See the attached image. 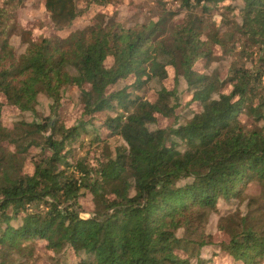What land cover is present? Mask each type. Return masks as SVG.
Wrapping results in <instances>:
<instances>
[{
    "label": "trees",
    "instance_id": "obj_1",
    "mask_svg": "<svg viewBox=\"0 0 264 264\" xmlns=\"http://www.w3.org/2000/svg\"><path fill=\"white\" fill-rule=\"evenodd\" d=\"M175 1L187 13L181 23L170 20L178 13L133 28L114 18L74 33L108 2L44 0L56 33L37 40L6 21L10 3L0 2L1 264H35L41 242L57 264L71 256L75 264H219L203 255L215 248L236 264H264V209L245 195L251 183L264 191V0ZM213 9L235 14L237 34L259 52L255 67H232L229 93L207 68L216 48L228 52L227 37L211 30L218 19H204ZM68 89L82 107L71 127L62 115ZM41 96L46 115L3 125L6 106L35 115ZM194 103L201 111L186 113ZM159 116L174 122L159 128ZM87 142L98 154H76ZM234 201L247 214L221 217L229 242L216 245L207 225L221 202Z\"/></svg>",
    "mask_w": 264,
    "mask_h": 264
},
{
    "label": "rangeland",
    "instance_id": "obj_2",
    "mask_svg": "<svg viewBox=\"0 0 264 264\" xmlns=\"http://www.w3.org/2000/svg\"><path fill=\"white\" fill-rule=\"evenodd\" d=\"M109 4V7L106 10L99 12L96 17L92 20L83 21L77 27H74V33L81 31L87 28H90L95 25L96 20H104L108 22L114 18L119 20L125 27L133 28L141 24H145L148 21L157 22L159 19L171 13H178L174 18L170 19L172 23H181L186 16V11L179 10V4L175 0H106ZM1 3H10L9 15L6 17V21L9 23L15 24L19 29L25 30L32 39L37 40L42 36H50L56 33L55 28L53 27L48 15L44 10V0H0ZM207 23L215 27L211 28L213 31L216 29V32L222 37H227L225 43H227L226 49L228 52L222 51L221 48L215 49L214 60L212 63L207 65L209 74L212 77V80L222 87L223 92L229 93L231 91V86L229 85V78L231 77V69L234 65L246 66V67H255L258 61L259 52L256 49H253L248 46L246 41L242 39L237 34V23H239L238 17L235 14L226 13L222 10L213 9L211 12L204 17ZM218 19V21L216 20ZM216 20V21H215ZM215 21L211 24V22ZM28 34H25L28 37ZM229 36V37H228ZM233 36V40L232 37ZM12 44L17 49L19 53H22L25 50V46L18 37L14 36L12 38ZM225 49V50H226ZM113 63L112 58H109L106 62L107 67H110ZM205 65L201 63L200 66ZM130 85V82L122 83L119 89L125 87V85ZM167 87L171 90L173 88V83L171 81L167 82ZM184 82H181V87L179 91L185 89ZM158 89L157 84L151 85V91ZM150 91V92H151ZM138 95L143 96L142 93H137ZM154 95L152 92L148 93ZM191 98L188 97L186 101H189ZM38 107L36 109V114H22L17 109L6 106L3 111L2 123L8 129H13L16 124L21 121L32 122L34 120L40 119L42 116L46 115L49 112V100L41 96L38 101ZM63 111L62 115L65 123L68 126H74L78 119L81 117L82 107L79 101V94L74 89H68L63 94ZM187 112H199L201 111V106L199 103H194L190 108L184 109ZM103 115V114H102ZM240 120L244 123L247 129H254L255 124L254 120L247 113H240ZM106 119V118H105ZM174 122V119H164L158 117V127L167 128L171 126ZM97 128L102 126V119L96 123ZM103 135L106 131L102 128H98ZM105 138V137H104ZM93 138H89L86 141H92ZM87 142L86 146H73V149H76V154L79 155L85 154L89 150H94L98 154L96 146H91ZM112 144V142H110ZM97 150V151H96ZM93 152V151H92ZM96 154H92L95 156ZM245 195L247 197L254 198L259 200L261 206L264 209V191L257 183H251L246 187ZM80 205L82 207V217L89 218L92 211V197L90 194L84 196L80 200ZM239 202L234 201L231 205L225 202H221L219 207V213L213 215L207 225L206 231L214 239L216 245L229 242V236L226 232H221L218 229L219 220L221 217L228 215L231 212H236L238 209L242 210V213L247 214V210L244 206H240ZM264 216V211H262ZM214 248V247H213ZM217 249V248H215ZM215 249L206 250L203 255L205 257H213L215 262L219 264H236L233 260L228 257L223 252H218ZM177 254L183 258L189 257L190 252L185 253L184 250H178ZM215 256V257H214ZM52 254H50L46 248L45 243H37L36 254H35V264H57L54 260ZM70 264H75L76 259L71 256L69 258ZM1 264V262H0Z\"/></svg>",
    "mask_w": 264,
    "mask_h": 264
}]
</instances>
